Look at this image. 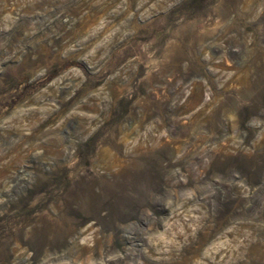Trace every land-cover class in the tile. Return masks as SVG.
<instances>
[{
    "label": "rangeland",
    "instance_id": "374dc122",
    "mask_svg": "<svg viewBox=\"0 0 264 264\" xmlns=\"http://www.w3.org/2000/svg\"><path fill=\"white\" fill-rule=\"evenodd\" d=\"M0 264H264V0H0Z\"/></svg>",
    "mask_w": 264,
    "mask_h": 264
}]
</instances>
